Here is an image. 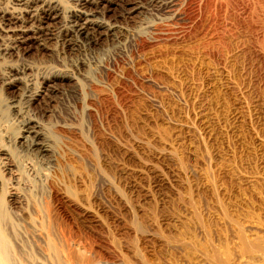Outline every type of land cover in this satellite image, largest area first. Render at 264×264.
Listing matches in <instances>:
<instances>
[{
  "label": "rangeland",
  "instance_id": "rangeland-1",
  "mask_svg": "<svg viewBox=\"0 0 264 264\" xmlns=\"http://www.w3.org/2000/svg\"><path fill=\"white\" fill-rule=\"evenodd\" d=\"M106 1L97 12L118 28L98 44L72 50L58 34L21 61L0 57V71L20 63L59 91L29 107L53 150L42 160L16 145L23 85L0 87L9 221L32 215L97 263L264 264V3L144 2L131 19L133 0Z\"/></svg>",
  "mask_w": 264,
  "mask_h": 264
},
{
  "label": "bare ground",
  "instance_id": "bare-ground-1",
  "mask_svg": "<svg viewBox=\"0 0 264 264\" xmlns=\"http://www.w3.org/2000/svg\"><path fill=\"white\" fill-rule=\"evenodd\" d=\"M69 1L72 2L70 5H66L67 8H65L66 9L65 11L63 10L64 7L62 8L59 5V3H57L54 0H12L11 2L8 1L9 3L6 4V6H0V57L2 58L15 57V61H21L22 56L29 53L31 49H33L34 47L42 46L43 48H47L46 42H48L49 39L53 37L55 38V40H58L57 37L62 36L63 38L61 37L62 38L61 40H63L64 44H66L72 50H77L84 46L83 43L86 40L98 44L97 43L98 40L100 39L102 40L103 38H108L109 36L116 33L115 31L117 30L116 28H118L117 27L118 25L116 26L115 24L112 25L107 23L106 21H104L102 17H100L101 14L97 12V10L100 11L101 8L100 6L102 4L101 2L104 0H98V1L69 0ZM94 1H95L94 4L96 5L95 6L96 10L93 9L91 10L90 8L88 9L87 5H89L91 2ZM242 1L243 0H133V1H129L130 3L128 2L130 6L126 9L125 12L128 18L131 19L134 17L137 18L139 15L146 12L144 5L146 2L148 3V5H152L153 7L161 8V6L164 5V7L166 6L169 9L173 7H177L179 3L180 4L182 3L181 5L185 4L187 7L190 8V5L199 6L201 4L207 5L209 3L213 4L216 2L219 4V6H224L228 9L229 7L236 6ZM256 1L257 2L262 1L264 3V0L261 1L244 0V4H245L244 6L246 7L247 12L251 8H253V6L255 5L254 2ZM106 2H112V1L107 0ZM65 12L66 14H64ZM122 16L124 17V15ZM60 20H61L60 27H57L56 24ZM18 65H14V66L10 65V67L7 66L5 70L0 71V87L3 90L13 89L14 91V89L16 88L18 89V87H20L19 86L20 84L23 85V89H21L22 90L21 103L24 105L22 106V108L20 107L18 108V110H16V112L20 114L19 116L21 120L19 121L20 127L18 128L17 130L18 133L17 136L15 137V138L20 137L21 140L17 141L16 145L17 147L19 146V148H21L20 151H22L23 154L25 155L31 154L34 155V157L40 158L42 160L45 158L48 159L50 157L52 158L53 157V150L51 149L52 146L49 143L47 135L45 134V130L42 126V123L39 121V119L35 118L34 116H32V114L29 113L30 112L29 107L31 106V104H35V103L39 104L40 106L41 105L48 106L49 101L54 98L53 95L59 92L57 91V87H56L57 85L55 86L52 83V80H50L48 77L45 76L40 78L41 81L38 83L40 85L38 86L34 85L35 83L33 82V78L29 72V68L27 66L25 67L23 65H19V66ZM72 77L71 76L69 77L70 80L73 79ZM5 100L6 99H4L3 101L6 103L7 108H13L14 106H16L14 105L13 100L12 101L8 100L9 102H6ZM2 155H9V152L7 153L6 151V154L4 152V154ZM10 169L11 167L6 168V170H10ZM12 197L10 198L13 199ZM3 205L4 204L2 200H0V264H107L104 261L100 262V260L97 263L96 262L97 259L96 261L92 259L90 252L93 251V249H91V251L88 252L87 254L85 253V255H84L85 251L83 252V250H81L82 251L81 253H83L82 254L83 256L81 255V257H80L81 254L80 251L77 252V254L80 253L78 254L79 256L75 255L76 252L73 251L76 249L75 247H74L75 249L71 250L68 247L70 246L69 244L67 246L66 244L63 243L64 241L62 240L64 239L61 238L62 239L61 240V239H56L55 237L53 238L54 235L53 236L50 235L51 233L48 234L49 232L48 230H50V228L48 230H45L44 232L43 230L44 228L41 227L44 225L43 224L44 221H42L43 224L42 225L40 224L41 222L40 219H39L40 222L38 223V220L36 218L31 217L32 215L29 216V219L25 218V216H22L20 218L17 217L16 220L12 219L13 221L12 220L9 221L8 213L2 209ZM42 218L44 219V217ZM42 218L41 220H43ZM135 223L136 222H134V224ZM136 225L139 226L140 224H136ZM136 225L135 227H133V229L136 228ZM130 230H131L130 232L135 231L132 230V227H130ZM46 231L48 232L46 233ZM136 231H138V229H136ZM60 237H63V234L60 235ZM113 239L111 243H113L114 241ZM134 239H136V237ZM67 240L66 243L70 241V239L69 241ZM117 240H119L118 236H117ZM119 242H117L118 246H119ZM136 242L138 243V241ZM86 243L89 245L88 242ZM90 246H91V242H90ZM71 248H73V246H71ZM129 255L128 257H130ZM133 256L134 255H132V257ZM120 258L121 260L117 259L120 262L119 263L116 262V264L143 263V262L139 263L138 260L132 258H127V256L122 258V255H120Z\"/></svg>",
  "mask_w": 264,
  "mask_h": 264
}]
</instances>
